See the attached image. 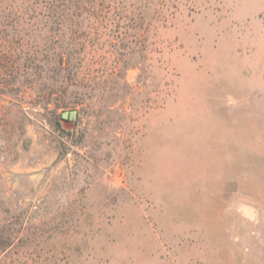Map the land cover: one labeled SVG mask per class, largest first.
I'll list each match as a JSON object with an SVG mask.
<instances>
[{
  "label": "rangeland",
  "instance_id": "rangeland-1",
  "mask_svg": "<svg viewBox=\"0 0 264 264\" xmlns=\"http://www.w3.org/2000/svg\"><path fill=\"white\" fill-rule=\"evenodd\" d=\"M82 6L58 117L0 70V264H264V0Z\"/></svg>",
  "mask_w": 264,
  "mask_h": 264
},
{
  "label": "trees",
  "instance_id": "trees-1",
  "mask_svg": "<svg viewBox=\"0 0 264 264\" xmlns=\"http://www.w3.org/2000/svg\"><path fill=\"white\" fill-rule=\"evenodd\" d=\"M91 1L0 0V49L3 53L0 70H6L9 63L16 69L26 65L27 73L33 76L37 96L45 106H51L49 111L55 118L58 111L66 108L67 78L78 79L75 66L78 54L74 50L79 44L75 28L79 27L78 19L83 14L82 4ZM21 34L27 35L31 45L22 41L18 36ZM10 52H16L19 58L11 60ZM5 87V83L0 87L1 95H6Z\"/></svg>",
  "mask_w": 264,
  "mask_h": 264
},
{
  "label": "water",
  "instance_id": "water-1",
  "mask_svg": "<svg viewBox=\"0 0 264 264\" xmlns=\"http://www.w3.org/2000/svg\"><path fill=\"white\" fill-rule=\"evenodd\" d=\"M61 118L63 120H69L74 122L77 118V110L72 109V110H64L61 112Z\"/></svg>",
  "mask_w": 264,
  "mask_h": 264
}]
</instances>
